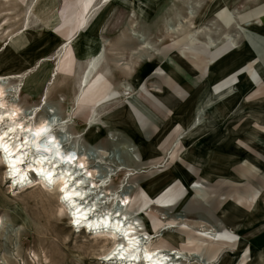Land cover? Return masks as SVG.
Masks as SVG:
<instances>
[{"label":"rangeland","instance_id":"374dc122","mask_svg":"<svg viewBox=\"0 0 264 264\" xmlns=\"http://www.w3.org/2000/svg\"><path fill=\"white\" fill-rule=\"evenodd\" d=\"M2 1L0 10L11 3L0 12V74L24 71L0 76L8 104L23 117L37 110L35 123L73 119L65 145L98 174L112 173L108 185L118 198L130 196V211L149 203L136 215L141 227L176 225L161 233L176 237L167 248L196 254L182 264H264V0H114L94 8L100 0H40L26 18L32 0ZM84 19L88 27L58 58V45ZM9 29L19 35L5 48ZM99 47L102 62L81 91L87 57ZM238 71L251 76L254 92L245 96L253 88L246 83L213 118L187 125L211 103H201L202 91L226 86L235 78H222ZM94 108L101 126L86 127ZM128 170L138 172L129 179ZM7 172L0 158V264H125L104 261L110 242L71 225L55 185L44 188L29 174V185L15 190ZM226 226L242 237L238 245L200 235Z\"/></svg>","mask_w":264,"mask_h":264},{"label":"bare ground","instance_id":"6f19581e","mask_svg":"<svg viewBox=\"0 0 264 264\" xmlns=\"http://www.w3.org/2000/svg\"><path fill=\"white\" fill-rule=\"evenodd\" d=\"M39 1L40 0L29 1L30 3L26 5L27 7H24V16L27 15L28 11L30 13L32 6H35V4ZM112 1L114 0H100L99 3L93 4L91 8H94L99 4H108ZM10 3L11 2L2 3L5 7L1 8L0 12L3 13L7 9L9 11ZM30 15L31 14H29V16ZM26 17L27 16H25V18ZM26 20H28V18ZM8 21L9 20L5 18L4 24L8 23ZM88 21L89 19H84L77 30L58 45L60 48H58L57 51L58 58H60L62 51L64 49H68L75 38L85 30V26H87ZM257 23L261 24L262 22L257 21ZM22 27H24V25ZM2 29L7 30L6 27ZM6 32L7 33L2 36H6L2 43V47L5 46V48H9L13 38L17 36V34L19 35V33L15 34L16 32L14 33L13 29L12 31L9 29ZM235 38H233L234 40H231L233 41V48H236L237 45H239L236 42L237 38ZM144 45L145 43L142 48H145ZM102 48L99 47L88 55L86 60L87 62L85 61L86 64L82 72L80 90H83V88L85 90L92 82V80L89 81L93 73L92 71L102 62H100L99 59ZM221 57L222 55L216 58L215 62L221 60ZM212 62H214V60L210 61L209 65ZM260 62L261 61H256L251 65L256 68L257 65L259 66ZM57 66L59 67V64ZM57 66H54L55 68L53 73L59 72V68H57ZM258 68V70L262 73L258 74V77L262 79L264 78V67L263 69L260 67ZM245 72L238 71L222 78V80L225 83L227 80L233 78L236 79L237 77L246 75L247 73ZM16 73L17 72H6L1 73L0 76L6 75L8 78L19 77L17 74H23L24 71ZM219 74L222 73L219 71ZM235 79H233L232 82ZM4 92H6V90H3V87L0 85V158L5 163V167L8 171L7 175H9L10 179H13L12 187H14L15 190L29 185L31 182V178L29 176L30 168L37 172L38 175L36 176V179L40 181L39 183H41L44 188L52 189L55 185V187L59 190V201L67 204L71 220L76 224V226L73 223H71V225L76 228L84 226L86 228L85 231L89 229L90 234L95 235L94 237L110 242V248L103 256L104 261H117L118 263L125 264H182L183 261L190 259L189 256L196 255L193 252H185L177 246L178 244L167 248L170 246L168 245V241L171 239L176 240V237L175 235L169 233L170 238L167 237L165 239L164 234H162L161 231L169 230L171 227L176 226L175 224L162 223L158 225V227L151 226L154 229L151 231L141 227V225L137 222L138 217L136 215L143 213V211L147 209L149 203L146 205L142 204L141 208L136 211H130L132 202L130 196L128 194H124L118 198L119 196L113 192V187L108 185V181H110L112 175L111 172L107 171L100 175L98 174V166L94 165L92 168L84 154L77 156L76 158V146L73 145L72 147H67L65 145L66 141L72 139V135L68 134L66 127L69 122L73 121V119L70 117L55 119L48 116L44 118L43 116L39 122L35 123L30 118V115L35 114L37 110H32L30 115L27 114L24 117L21 116V108L9 105L6 97H4ZM202 92L203 93L200 92L203 97L201 103H204L208 97H210L209 99L211 100V103L208 104L209 106H207V110L202 108L198 109V113L194 115L195 118L193 116L192 120L187 125L193 124L198 116L203 118L204 121L209 117L213 118L216 115L215 110L226 100L224 98L234 92H240V87L235 83L230 82V85L225 88L215 90L214 86H212V88L209 87V89L207 88ZM96 111V108L92 110L93 114L90 118V122L86 123V127L88 125L90 127L95 125H98L99 127L101 126L102 119L96 122L97 119L94 114ZM29 118L30 120H28ZM27 120L28 122L26 123ZM55 125L58 126V129L60 130L59 133L54 131ZM186 126L182 125L183 129ZM178 138L175 139L174 142H176ZM23 163L28 165V169L22 167ZM81 165H83L82 168L80 167ZM152 167L156 168L157 165ZM137 172L128 170L124 174L128 175L130 179L131 176H134ZM100 187L101 189L106 187L109 191L104 193L105 191L99 190ZM118 187H121V184ZM111 195H114V197L111 198ZM230 228L226 226L225 230L222 232H214L206 229V231L202 232L200 235L204 238H213L215 240L228 241L229 243L231 240L235 241V239L240 241L242 237ZM92 231L93 233H91ZM262 231L263 230L253 232L251 235H248V237H253ZM186 240H189L192 244L195 241L193 237L186 238ZM159 242H163L164 245H158ZM200 244L203 245V243ZM241 253L242 251L240 254ZM199 256L201 258L202 255ZM211 263H213V261L206 260L204 264Z\"/></svg>","mask_w":264,"mask_h":264},{"label":"crops","instance_id":"0c3cea01","mask_svg":"<svg viewBox=\"0 0 264 264\" xmlns=\"http://www.w3.org/2000/svg\"><path fill=\"white\" fill-rule=\"evenodd\" d=\"M257 21H260V20H257ZM257 23V22H256ZM253 24H255V22H254V20H253ZM258 25H261L260 23H257ZM255 37H256V34H255ZM263 80H264V78H262ZM231 83H235L237 86H239L240 87V93L241 92H244V91H246V90H248L249 89V87H244L245 85H246V83L248 84V83H251V85H253V88L245 95L246 97L248 96V94L249 93H251V92H254V90H255V88H256V85H255V83L253 82V79L251 78V76L250 75H248V74H246L245 75V77L244 78H241L240 77V79H239V77H237L233 82L231 81ZM228 85H230V83H228L226 86H224V87H222V88H225V87H227ZM247 86V85H246ZM222 88H220V89H222ZM236 95V92H234V93H232V94H229L227 97H225L224 99H226L225 101H227V100H229L231 97H233V96H235ZM224 101V102H225ZM223 102V103H224ZM222 103V104H223ZM221 104V105H222ZM218 109H220V105L218 106V108L215 110L216 112L218 111ZM261 230V228L259 229V231ZM264 230V229H263ZM258 231V232H259ZM230 243H231V245H238L239 243H240V241L239 240H236L235 239V241H233V240H231L230 241ZM240 252H241V250H240Z\"/></svg>","mask_w":264,"mask_h":264},{"label":"snow or ice","instance_id":"6c2138e0","mask_svg":"<svg viewBox=\"0 0 264 264\" xmlns=\"http://www.w3.org/2000/svg\"><path fill=\"white\" fill-rule=\"evenodd\" d=\"M81 168L83 167V165L80 166Z\"/></svg>","mask_w":264,"mask_h":264}]
</instances>
